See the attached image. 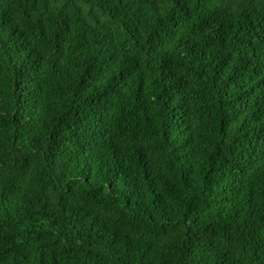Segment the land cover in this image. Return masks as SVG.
Masks as SVG:
<instances>
[{"label": "trees", "instance_id": "obj_1", "mask_svg": "<svg viewBox=\"0 0 264 264\" xmlns=\"http://www.w3.org/2000/svg\"><path fill=\"white\" fill-rule=\"evenodd\" d=\"M0 264H264V0H0Z\"/></svg>", "mask_w": 264, "mask_h": 264}]
</instances>
